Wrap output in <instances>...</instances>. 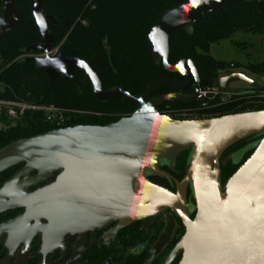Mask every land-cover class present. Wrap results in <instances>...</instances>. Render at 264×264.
I'll use <instances>...</instances> for the list:
<instances>
[{
  "label": "water",
  "instance_id": "95a60500",
  "mask_svg": "<svg viewBox=\"0 0 264 264\" xmlns=\"http://www.w3.org/2000/svg\"><path fill=\"white\" fill-rule=\"evenodd\" d=\"M16 0H0V43L5 34L18 31L25 21ZM177 6L165 12L146 33L152 58L166 73L178 75L181 84L157 81L139 98L121 89L104 91L93 65L105 55L89 62L65 58L58 53L51 58L53 39L49 24L54 19L43 12L41 0H31V17L40 42L28 46L27 59L44 74L51 85L55 80H70L79 91L90 84L98 103L121 100L137 107L130 116L104 126H76L31 138L20 139L0 150V174L22 167L0 188V215L21 210L13 219L0 224V243L6 255L0 264H24L37 237H40V264L54 250L62 248L67 235H80L111 223L117 226L112 238L122 229L167 208L178 217L184 235L163 264H170L181 253L178 264H264V111L245 112L218 118L180 121L160 115L165 104L191 106L200 98V79L194 63L184 59L171 64L170 38L183 27L199 22L205 15L224 14L226 0H170ZM43 21V27L38 23ZM78 72L82 83L71 74ZM194 83L192 94L184 92ZM251 89L260 86L238 73L218 79L226 91L233 83ZM160 89L169 92L150 100ZM8 127L0 125V130ZM262 138L251 148L253 153L224 185L222 199L220 161L235 144L254 136ZM189 153L188 168L176 184V192L144 184V192L157 203L140 208L135 194L136 178L157 174L162 165L171 167L177 156ZM34 173V177L30 174ZM54 181L28 192L52 175ZM187 188L194 202V218L189 217ZM175 228L171 217L150 250L147 264L167 246Z\"/></svg>",
  "mask_w": 264,
  "mask_h": 264
},
{
  "label": "trees",
  "instance_id": "16d2710c",
  "mask_svg": "<svg viewBox=\"0 0 264 264\" xmlns=\"http://www.w3.org/2000/svg\"><path fill=\"white\" fill-rule=\"evenodd\" d=\"M43 12L54 19L56 25L49 24L53 39V47H59V53L65 58H75L89 62L94 56L105 55L92 67L94 72H104L100 83L104 91L121 89L134 98H139L146 88L157 81L182 83L178 75L166 73L161 64L152 58L151 47L146 33L155 25L161 16L177 5L170 0H41ZM15 5L24 13L25 21L18 31L3 35L0 43V84L3 86L0 99L11 101L16 98L29 104L55 106L65 111L77 112L63 129L76 126L104 127L117 122L123 116H129L135 107L124 104L121 100L98 103L89 84L79 92L70 81L63 78L55 80L51 85L44 74L35 70L32 62L17 60L24 55V50L40 42L38 31L31 17V0H16ZM0 5V15H1ZM236 32L261 34L264 32V5L248 4L241 0H226L224 14L218 12L205 15L193 26L183 27L177 35L170 38L169 48L171 64L180 60L194 63L200 79L201 90L218 85L220 73L232 72V65H224L209 56L211 45L230 38ZM236 45V43H235ZM251 74H264V64L247 67ZM75 80L82 82L80 73H74ZM263 89H252L256 93L253 99H224L214 101H198L201 104L197 119L218 118L245 112L264 111V100L258 95ZM167 91L160 89L157 94ZM186 94H191L189 88ZM252 102L254 105H252ZM165 104L160 110L182 111L195 107ZM251 104V105H250ZM241 108V109H240ZM161 114V113H160ZM162 115V114H161ZM20 125L11 126L5 119L0 125L8 127L0 130V150L12 142L31 138L51 131L59 130L45 123L38 113H27ZM262 135L241 141L222 156L235 151H243L239 163L230 160L220 162L221 182L228 180L236 170L253 153L251 148ZM189 153L175 159L178 162V182L182 180L188 168ZM18 169H10L0 174V187ZM224 191V188H223ZM189 198L192 199L188 189ZM225 192V191H224ZM193 200V199H192ZM17 213L0 215V224L15 217ZM155 236L148 234L141 240L142 233L137 226H132L127 238L122 234L119 240L127 242L129 247L146 241L151 245ZM123 246V243L120 244ZM126 246V245H125ZM121 251L117 254L115 264H144L147 253L129 255ZM6 255L0 243V261ZM88 264H92L87 261ZM97 262L96 264H100ZM156 260L153 264H159ZM12 264V263H10ZM24 264H36V259L28 257Z\"/></svg>",
  "mask_w": 264,
  "mask_h": 264
},
{
  "label": "flooded vegetation",
  "instance_id": "af4514ba",
  "mask_svg": "<svg viewBox=\"0 0 264 264\" xmlns=\"http://www.w3.org/2000/svg\"><path fill=\"white\" fill-rule=\"evenodd\" d=\"M58 53H59V49H58L56 55ZM55 56H50V57L53 58ZM36 57H38L37 53H32V54H28V55H26L24 53V55H22L20 60L26 61L27 59L36 58ZM74 73H77V72H73L71 74L72 77H73ZM95 73H97V72H95ZM83 81H84V78H83ZM82 82H80V83H82ZM85 85H87V84H85ZM193 85H194V83L192 82V84L189 88L192 89ZM78 91H79V89H78ZM159 91L160 90L155 92L151 96L150 100L157 98L159 96H162V95H166L169 93V92H166L163 94H157ZM185 92H184V94H186ZM187 95H189V94H187ZM228 100H229L228 97L224 98V102H227ZM199 101H204V100L202 99ZM162 106L158 107L157 111L159 114L161 113L162 115L167 116L169 111L166 112L165 110H160V108ZM135 108H136L135 109V111H136L137 107H135ZM125 117H128V116L125 115V116L121 117L120 119L125 118ZM243 154H244L243 151H235V152L230 154L231 157L229 160L232 161L233 163H239L240 160L242 159ZM178 162L179 161L176 160L171 165V167H168L166 165L160 166L158 168L157 174L144 175V176H139L138 178H136L135 183H134V189H135V194H136V197L138 199V204H139L140 208L151 207L157 203L154 199L148 197V195L144 192V184L145 183H149V184L161 187V188H163V189H165V190H167L173 194L176 192V184L179 183L177 180L178 173H179ZM220 162H222V158H221ZM21 168H22L21 166L18 167V169L10 176V178L12 176H14L16 173H18ZM13 169H15V168H13ZM34 176H35L34 173L30 174V177H34ZM56 176H57L56 174L52 175L49 180H47L44 183L38 184L37 186H35L33 188H30L28 190V192H32L38 188H41L43 186H46V185L52 183L54 181V179L56 178ZM186 202L188 204L189 217L192 220L195 216V212H193L191 210L192 207L194 206V202L192 199L189 198L188 188L186 191ZM8 213H17L16 216H18L19 214L22 213V211L16 210V211H11V212H6V213L1 214V215H5ZM15 217H13V218H15ZM166 217H171L174 220V222H175L174 231L172 233V236H171L170 241L167 244V246L160 252V254L156 258H154L150 262V264H153L156 260H160L159 264H163L165 258L168 256V254L171 252V250L175 247V245L181 240V238L184 235V228L181 224V221L178 219V217L175 215V213H173L172 211H170L167 208H160L159 210H157L155 212L154 216L147 218L145 220L139 221L137 223H134V224L130 225L129 227L120 230L113 238L111 236V231L117 226V223H111L110 225H108L104 228L95 229L94 231L82 233L80 235H73V236L67 235L64 238L63 247L56 249L51 254H49L45 258L44 263L45 264H88L87 261H89L92 264H96L99 261V262H101L100 264H115L114 261L117 258V254L120 253L121 251H124V252H127L126 254L134 255V256L141 255V254L146 252L147 255H146L144 264H147V261L150 258V250H151L152 246L156 243L157 239L159 238L160 234L163 232V230L165 228V218ZM13 218H11V219H13ZM132 226H137L139 228V230L141 231L142 236H144V237H142L141 240H144L145 236L148 234L151 237L153 235L155 236V233H156L155 229L158 227H160V229H159L158 233L156 234V238L154 239V241L151 245H149L146 241H144V242L142 241V242L134 245L133 247H129L128 240H126L128 242L127 243V242L119 240V238H120L121 234H122L123 238L124 237L127 238L128 237L127 235L130 232L129 229ZM121 243H123V246H120ZM37 244H38V247H36V249H35V246ZM39 247H40V237H37L31 246L30 252L26 256V259L28 257L34 258V259H36V264H40L41 256L39 254ZM180 257H181V253H178L170 264H178ZM14 261L15 260L12 259V261L10 263L14 264Z\"/></svg>",
  "mask_w": 264,
  "mask_h": 264
},
{
  "label": "rangeland",
  "instance_id": "374dc122",
  "mask_svg": "<svg viewBox=\"0 0 264 264\" xmlns=\"http://www.w3.org/2000/svg\"><path fill=\"white\" fill-rule=\"evenodd\" d=\"M209 56L215 61L223 62L224 65H232L234 68L231 73L244 75L248 79L256 82L259 86H264V74H251L247 71L248 66L255 67L264 64V32L261 34L236 32L230 38L211 45ZM21 57L22 56L17 58L14 62L20 60ZM224 75V73H220V77ZM202 91L206 93V97L203 99L204 101H218L226 97L235 100H248L256 96V93L253 92L249 86L240 82L231 84L226 91H221L216 85H213L211 88H204ZM254 103L252 102V105H254ZM200 107L201 104L197 103L195 107L182 110L181 112L191 113L194 117H203V115L197 112ZM165 111L168 112L172 110ZM20 123L22 122H11V126L16 127L20 125ZM230 157V154L225 156V158L222 159V163L229 160ZM226 182L227 179L221 182L222 199L225 197L223 188ZM36 247H38V244L35 246V249Z\"/></svg>",
  "mask_w": 264,
  "mask_h": 264
},
{
  "label": "built area",
  "instance_id": "2783aa9c",
  "mask_svg": "<svg viewBox=\"0 0 264 264\" xmlns=\"http://www.w3.org/2000/svg\"><path fill=\"white\" fill-rule=\"evenodd\" d=\"M248 4H256V5H264V0H241ZM58 47H54L50 53V56H55ZM261 87V86H260ZM263 90L258 95L259 99L264 100V86L261 87ZM3 86L0 84V92H2ZM206 97V93L200 90L199 98L200 100ZM27 113H38L42 116L45 123L49 125L63 129L62 127L65 126L72 120V117L77 112H70L65 111L63 109L57 108L55 106L49 105H34L29 104L25 101H20L14 98V100L7 101L0 99V119H5L11 122H20L24 119V116ZM167 117L173 120H180V121H188V120H198L197 117L191 115V113H185L181 111H169ZM203 119V118H201Z\"/></svg>",
  "mask_w": 264,
  "mask_h": 264
},
{
  "label": "snow or ice",
  "instance_id": "6c2138e0",
  "mask_svg": "<svg viewBox=\"0 0 264 264\" xmlns=\"http://www.w3.org/2000/svg\"><path fill=\"white\" fill-rule=\"evenodd\" d=\"M38 23L41 24V27H43V21L38 18Z\"/></svg>",
  "mask_w": 264,
  "mask_h": 264
}]
</instances>
